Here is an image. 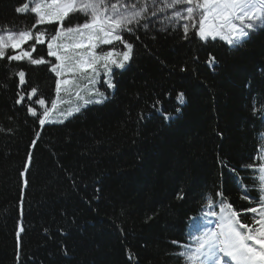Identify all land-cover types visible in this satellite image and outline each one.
I'll list each match as a JSON object with an SVG mask.
<instances>
[{
    "label": "trees",
    "instance_id": "1",
    "mask_svg": "<svg viewBox=\"0 0 264 264\" xmlns=\"http://www.w3.org/2000/svg\"><path fill=\"white\" fill-rule=\"evenodd\" d=\"M25 2L0 0V29L32 27L34 13L15 12ZM85 21L73 12L64 26ZM132 27V58L113 70L108 98L62 123L40 125L28 111L42 117L57 98L47 44L33 57L51 63L0 59V264H188L179 253L224 200L255 227L258 213L244 210L257 205L258 173L243 166L264 150V24L238 47L192 28L185 39L152 17Z\"/></svg>",
    "mask_w": 264,
    "mask_h": 264
},
{
    "label": "snow or ice",
    "instance_id": "2",
    "mask_svg": "<svg viewBox=\"0 0 264 264\" xmlns=\"http://www.w3.org/2000/svg\"><path fill=\"white\" fill-rule=\"evenodd\" d=\"M30 2L34 6L30 7V3L25 2L15 8V12L19 14H25L29 11L35 14L36 19L30 29L15 31L9 29L7 25L0 29V59L6 58L8 61L27 60L32 65L51 63L43 56L33 57L37 44L46 43L47 56L54 57L57 62L53 63L49 70L55 73L57 77L65 74L67 68L65 62L72 59L68 51L69 45L61 42L71 35H87L89 48L87 59L82 57L76 62L79 65L78 71L81 73L87 74L89 77L99 76L100 69H103L105 75L110 77L112 67L123 69L126 63L131 60L134 47L132 43L124 39L123 33H132L134 31L132 26L139 25L141 20L147 19L149 13L148 0H30ZM162 2L164 8H154L151 15L156 16L165 8L177 9L170 19L191 22V24L184 23L182 25L185 39L188 38L191 27L195 29L194 34L198 35L202 41L220 37L229 46L238 47L246 40L249 31L255 27L253 21H264V0H258V3H254L253 0H162ZM155 3L156 0H152V4ZM181 5L184 7L179 8L178 6ZM257 10H261V15L257 16ZM73 12L84 14L87 17L85 23L65 27L64 21ZM210 16L212 23H208ZM53 23L57 24V28L54 30V34L50 36L45 31H35L39 25ZM144 27L147 25L145 24ZM29 41H35V43L25 49L23 45ZM115 42L122 44L126 50L120 52L113 47L112 50L102 51L99 54L94 51L99 44L114 45ZM72 47L81 48L84 45L78 43ZM7 49L13 50L15 54L7 55ZM214 61L215 58L213 57L209 63L214 65ZM180 70L185 71L183 67ZM16 75L19 77V86H23L26 83L25 72L20 70ZM69 83L67 79L56 81L58 96L61 91V84L68 85ZM89 83H93L92 79H89ZM104 83L109 89L116 87L111 79L105 80ZM94 91L99 98L88 100L85 103L102 104L108 98L99 89H94ZM36 93L37 89L32 88L28 94V99H32ZM77 95L79 94L77 93ZM183 98L184 93L177 94L179 103H184ZM23 100L24 95H20L17 103H21ZM35 103L43 107L45 100L41 98ZM56 109L57 101L53 100L51 108L44 107L42 117L38 116L33 107H29L28 111L37 117L40 125H44L46 121H50ZM79 110V107L74 109L76 112ZM72 114L73 110L61 113L65 118ZM171 118L167 114L164 116L165 120ZM261 139L264 141V133H261ZM255 160H259L260 163H255ZM243 167L258 173L252 178L253 187L258 192L257 205L244 210L258 213V219L254 221L255 227L242 223L239 219L240 213L226 200L222 201L220 222L217 225L220 231L203 233L195 238L196 246L194 249L189 246L186 252L179 253L180 256L186 258L188 264H204L205 260L211 261L212 264H225L223 258L216 255L217 251L223 253L224 257L230 258L235 264H264V150H262L261 155L254 158L253 163ZM233 171L235 170L233 169ZM26 184L27 181H25ZM244 191L245 194L241 198L251 202L252 197L248 195L247 186H244ZM217 195L223 196V193H217ZM208 207H212L211 200L208 201ZM211 215L216 216L217 213L213 212ZM173 243L176 242L173 241Z\"/></svg>",
    "mask_w": 264,
    "mask_h": 264
},
{
    "label": "rangeland",
    "instance_id": "3",
    "mask_svg": "<svg viewBox=\"0 0 264 264\" xmlns=\"http://www.w3.org/2000/svg\"><path fill=\"white\" fill-rule=\"evenodd\" d=\"M28 2L30 3V7L34 6L30 2V0H28ZM253 2L258 3V0H253ZM148 3H149V13L147 14V18L152 17L156 21L163 23L164 25L165 24L166 25L167 24H176V25L182 27V25L184 23L191 24V22H189V21L170 19V17H172V15H173V12L176 11L177 9L165 8L164 11L158 12L156 14V16H152L151 11L154 8H164V3L162 2V0H156L155 4H152V0H148ZM178 7L183 8L184 6L181 5ZM256 14H257V16L261 15V10H257ZM86 19H87V17H86ZM208 23H212L211 16L209 17ZM216 23H219V21H216ZM253 23L255 25V27L253 29H255L258 26H261L262 24H264V21L254 20ZM198 26L199 25L197 23V28H198ZM190 29H191V27H190ZM251 32H252V30L249 31V34ZM217 38H220V37H217ZM61 42L66 44V45H69L68 51L71 54L72 59L65 62L67 65V68L65 70V74L61 77H58V79L59 80L67 79V80H69L70 83L68 85L61 84V91L59 93V96L57 95V98L55 99L57 101V109L54 110L50 121H46V123H61L60 121H65L67 118L70 117V116H68L67 118H65L63 115H61V113H66L69 110H73L72 115H74V114L80 112L86 106H88L90 104H96V103H85L88 100H95V99L99 98L95 95L94 89H99L100 91L104 92L105 95L108 97L109 88H107L104 81L107 79H111L112 72L114 69H119L116 67H112V72H111L110 77L105 75L103 69H100L99 76L89 77L87 74H84V73H81L80 71H78L79 65L76 63L82 57L87 59V53L89 52L87 35H84V36L71 35L67 38H64ZM78 43H82L84 45V47H81V48L72 47L73 45H76ZM106 45H108V44H99V46L96 47L94 49V51L97 54H99L102 51H108V50L113 49V47H104ZM116 49L118 50L120 48H116ZM61 51H63V50H61ZM126 65H127V63H126ZM88 71L90 72V69ZM89 79H92L93 83H89ZM112 83H114V82L112 81ZM110 90H113V89H110ZM77 93L79 95H77ZM77 107H79V109H80L78 112L74 111V109ZM48 108H51V107H48ZM218 230H219V228L216 226L213 229V231H216V232H218ZM216 255L219 257H222L223 260L225 261V264H234V261H231V259L228 257H224L223 253H220L219 251H217ZM204 264H212V262L209 260H205Z\"/></svg>",
    "mask_w": 264,
    "mask_h": 264
},
{
    "label": "bare ground",
    "instance_id": "4",
    "mask_svg": "<svg viewBox=\"0 0 264 264\" xmlns=\"http://www.w3.org/2000/svg\"><path fill=\"white\" fill-rule=\"evenodd\" d=\"M174 25H175V24H174ZM219 222H220V217H219V220H218V222H217V223L219 224Z\"/></svg>",
    "mask_w": 264,
    "mask_h": 264
}]
</instances>
